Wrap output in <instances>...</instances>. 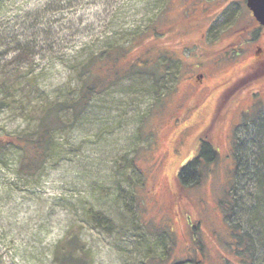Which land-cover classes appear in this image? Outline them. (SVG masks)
<instances>
[{
  "label": "rangeland",
  "instance_id": "374dc122",
  "mask_svg": "<svg viewBox=\"0 0 264 264\" xmlns=\"http://www.w3.org/2000/svg\"><path fill=\"white\" fill-rule=\"evenodd\" d=\"M46 1L11 0L12 6L2 16L4 22H0L2 34L6 33V25L15 28L19 22V31H22L24 19L14 15L22 16ZM164 1L96 0L93 3L94 0H83L57 17H66L60 23L73 19L78 24L79 17L84 15L82 29L88 28L75 37L69 48L71 51L82 41L91 42L93 33L89 25L92 20H95L94 34L101 46L108 39L122 38L118 32L124 28L129 33L136 26L148 25ZM190 3L189 0H171L165 25L177 20ZM115 16L117 22L110 26L112 34L109 37L103 30ZM118 25H124V28L120 29ZM171 34L164 39L150 40L146 48H166L169 52L178 50ZM196 36L189 35L188 39L182 37L180 40L185 38L188 43L196 42ZM7 48V45L0 46V61ZM142 51L138 50L132 56L136 58ZM69 74L70 69L62 65L53 68L49 70L45 86L51 89L63 78L68 79ZM166 74L159 82L151 76L130 79L109 94L100 95L80 128L69 134L68 154L64 161L47 169L39 184L23 185L15 173V153L0 160V258L4 264H53V246L66 236L73 225L81 231L91 255V264H151L152 256L162 255L163 245L160 235L149 233L148 225L166 231L167 242L170 240L167 229H174L175 249L165 264L186 259L189 252L196 249V239L202 242L206 254V257H200V264H226L220 241L228 231V222L218 201L226 197L231 188L237 156L248 155L247 161L245 158L239 161L240 168L247 167L246 172L250 169L249 164L251 170L263 168L260 158H264V118L261 120L260 117L264 115L257 113L254 107L252 112L242 113L255 91L254 85L247 83L230 101L221 124V135L212 139L217 150L216 158L210 162L198 183L185 186L179 181V171L196 157L198 148L193 137L206 124L209 112L187 119L191 120L184 125L190 124L191 127L183 132V145L174 153L182 134L176 127L167 125L173 124L172 113L189 104L193 97L187 86L186 67L174 63ZM164 94V104L157 111L154 106L156 97ZM151 112H154V117L150 126L157 143L154 142L150 152L140 158L146 174L145 188L140 189L144 213L139 220L127 210L119 184L130 188L126 176L131 174V170L127 166L134 154L150 143L140 136L139 128L145 115ZM205 118L206 122H202ZM26 124L19 114L0 110V131L19 132ZM162 159L167 162L165 167ZM246 172L243 171L239 177L238 189L247 195L257 192L259 186L254 177L256 171L252 174ZM86 201L113 220V230L107 231L86 220L83 215V202ZM175 212H178L177 218L174 217ZM185 220L189 226L200 222L195 236L188 232ZM190 246L194 247L190 250ZM198 253L196 250L195 254Z\"/></svg>",
  "mask_w": 264,
  "mask_h": 264
},
{
  "label": "trees",
  "instance_id": "16d2710c",
  "mask_svg": "<svg viewBox=\"0 0 264 264\" xmlns=\"http://www.w3.org/2000/svg\"><path fill=\"white\" fill-rule=\"evenodd\" d=\"M82 1L47 0L45 4L26 11L22 16L14 15L24 19L22 31H19L20 22L15 28L6 25V33L3 34V27L0 26V46H8L0 61V110L19 114L27 123L19 132L0 131V160L11 153L16 154L15 173L24 186L39 184L47 169L64 161L68 154L69 134L80 128L100 95L109 94V91L115 90L114 88L130 79L151 76L159 82L167 75L170 66L166 63L170 61L166 59L170 53L168 49L148 50L146 44L150 40L164 39L162 37L166 32L176 26V19L169 26L164 23L168 18L171 0L164 1V5L148 25L136 26L129 33L124 25H118L120 29L124 28L122 32H118L122 38L115 41L108 39L101 46L99 38L94 34L95 20H92L89 25V30L93 33L91 42L82 41L69 51L71 43L76 40L75 37L88 28L82 29L84 15L79 17L78 24L73 19L60 23L61 19L66 17L57 16L63 15L73 4L79 5ZM10 2L11 0H0V22H4L2 16L12 6ZM93 3H96V0ZM116 22L115 16L104 27L105 35L110 37V26H115ZM57 23L60 25L56 26ZM141 49L143 51L134 58V52ZM60 65L70 69L68 79L63 78L55 87L47 89L45 82L49 78V70ZM165 96L166 94L156 97L154 106L157 111L161 110ZM153 114H146L139 128L140 136L150 143L143 150L137 151L127 166V169L131 170V174L126 176L130 188L119 184L121 198L127 210L139 220L144 213V200L140 189L145 188L146 174L140 164V158L144 153L150 152L154 142L157 143L150 126ZM210 151L212 150L200 148L196 157L181 167V184L189 186L201 180L203 172L216 158L217 152ZM247 157L248 155L237 156V164L231 176V188L228 195L218 201L224 219L228 222V231L220 241L224 256L221 255L226 264H264V158H260L262 169L251 170L249 164L250 169L246 172L247 167L240 168L239 161L244 158L247 161ZM243 171L251 174L256 171L254 177L258 181L257 192L246 195L238 189L239 177ZM83 204L86 220L107 231L113 230L115 224L111 218L97 210L90 202ZM147 227L151 235H160L163 245L162 255L152 256L151 264H159V261L160 264H165L175 249L176 241L172 233L174 229H167L170 239L167 242L164 234L166 231L152 225ZM199 227L200 222H197L190 226L188 232L195 236ZM194 246L196 249H193L192 253L189 252ZM194 246L187 250L189 254L186 259L172 261L170 264H200V257H206L204 245L196 239ZM196 250L198 254H195ZM51 252L53 264H91L90 252L86 249L80 229L75 225L64 238L58 240ZM0 264H4L1 258Z\"/></svg>",
  "mask_w": 264,
  "mask_h": 264
},
{
  "label": "flooded vegetation",
  "instance_id": "af4514ba",
  "mask_svg": "<svg viewBox=\"0 0 264 264\" xmlns=\"http://www.w3.org/2000/svg\"><path fill=\"white\" fill-rule=\"evenodd\" d=\"M189 1L191 3L177 19L176 26L162 38L173 33L178 50L172 49L166 57L170 61L165 62L187 68V86L193 99L189 104H183L182 110L172 113L173 124L167 126L176 127L182 134L174 147L176 153L175 150L183 145V132L191 127L184 125L191 120L187 119L208 111L207 122L206 118L202 121L206 124L193 139L198 150L206 148L217 152L212 139L221 135L228 105L247 83L254 85L255 91L242 113H250L254 107L257 113L264 115V23L250 9L248 0ZM194 34H197L196 42L180 40ZM169 158L167 152L168 161ZM166 164L164 160L163 167ZM177 215L175 212L174 217ZM179 223L183 224L180 219ZM184 224L189 230L187 220Z\"/></svg>",
  "mask_w": 264,
  "mask_h": 264
},
{
  "label": "water",
  "instance_id": "95a60500",
  "mask_svg": "<svg viewBox=\"0 0 264 264\" xmlns=\"http://www.w3.org/2000/svg\"><path fill=\"white\" fill-rule=\"evenodd\" d=\"M248 6L257 19L264 23V0H248Z\"/></svg>",
  "mask_w": 264,
  "mask_h": 264
}]
</instances>
